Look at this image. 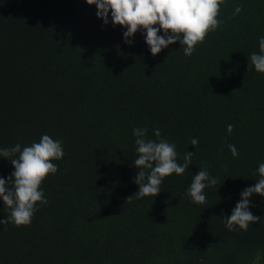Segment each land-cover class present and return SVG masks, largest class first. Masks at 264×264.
<instances>
[{"label":"trees","instance_id":"1","mask_svg":"<svg viewBox=\"0 0 264 264\" xmlns=\"http://www.w3.org/2000/svg\"><path fill=\"white\" fill-rule=\"evenodd\" d=\"M96 13L86 0H0V149L49 135L65 153L31 224H0V264H264V197H250L260 221L247 231L224 219L264 163V74L249 68L264 0H225L223 23L190 57L179 41L153 56L141 32L129 45L111 12L107 25ZM134 128L157 142L159 129L180 164L195 153L156 197L134 195ZM205 165L218 183L199 205L186 193ZM9 215L0 199V220Z\"/></svg>","mask_w":264,"mask_h":264},{"label":"clouds","instance_id":"2","mask_svg":"<svg viewBox=\"0 0 264 264\" xmlns=\"http://www.w3.org/2000/svg\"><path fill=\"white\" fill-rule=\"evenodd\" d=\"M88 5H95L97 17L107 25L111 12L113 26L119 25L126 29L123 33L124 42L131 45L130 37L137 32L145 35V42L153 56L159 54L169 45L179 41L184 55L191 56L198 44H202L209 33L214 32L222 23L218 17L221 5L225 0H86ZM243 6H238L233 15L239 14ZM163 30V35L158 33ZM251 64L258 73L264 74V37L259 40V53H252ZM234 130L233 125H227L229 134ZM147 128H134L135 144L138 157L134 161L139 170L134 183L139 191L137 198L156 197L161 192V185L166 177L175 173L181 176L192 163L194 152L187 151L183 155V164L178 163L179 154L176 145L161 138L159 129L154 130L158 142L146 139ZM192 146H197L196 138L190 140ZM233 157H238L237 148L229 144ZM17 158L9 159L16 156ZM65 155L62 141L54 140L49 135H43L40 142L23 147L17 143L12 148L0 149V157L10 160L15 171L7 180L0 178V199L10 209V215L0 224L14 223L17 227L29 226L32 222L37 203H48L41 185L49 174H55L58 166L52 161L60 160ZM199 170L193 177L187 190V195L195 204L206 203L204 190L218 183L217 178L206 170ZM260 179L254 186L245 188L240 201L232 210L230 217L224 218L229 231H247L249 227L260 221V217L249 211L250 197L258 194L264 197V163L257 169ZM132 196L128 197L130 199Z\"/></svg>","mask_w":264,"mask_h":264}]
</instances>
